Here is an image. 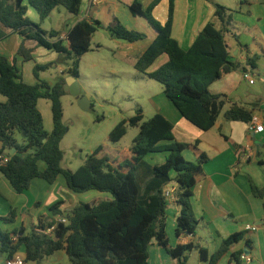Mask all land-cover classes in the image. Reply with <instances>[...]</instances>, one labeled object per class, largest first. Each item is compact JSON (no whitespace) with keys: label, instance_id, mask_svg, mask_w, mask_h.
<instances>
[{"label":"trees","instance_id":"obj_1","mask_svg":"<svg viewBox=\"0 0 264 264\" xmlns=\"http://www.w3.org/2000/svg\"><path fill=\"white\" fill-rule=\"evenodd\" d=\"M161 1L153 0L144 8L136 0L129 7L134 16L143 17L156 32L152 44L138 58L135 69L163 85V94L184 119L202 131H209L214 128L225 106V96L212 94L210 86L235 70L242 69L244 73L256 70L259 58L264 57V50L261 56L248 55L245 64L232 60L226 38L234 33L230 28L234 11L221 4L215 5L213 21L204 27L188 50H183L172 37L175 0H170L168 19L163 24L153 15ZM82 3L83 0H0V40L9 33L19 35L23 42L18 56L25 63L35 61L34 51L38 47L63 55L73 61L68 75L76 79L81 58L91 50L93 36L103 24L98 20L78 22L68 34L69 47L60 38V32L45 31L41 24L58 7L78 16ZM30 7L39 15V22L27 17ZM106 29L115 39L128 43L147 39V34L129 29L119 19ZM234 38L241 47L236 35ZM28 42L36 46L28 47ZM245 49L249 52L248 47ZM164 55L167 62L151 71ZM52 65L36 64L34 75L38 81L31 85L24 81L16 60L11 61L0 54V96L6 99L0 102V174L19 194L27 191L36 178L53 183L63 176L74 193L97 191L110 198L79 203L70 212H63L62 203H57L51 208L53 217L42 218L28 234L23 228L13 232L0 229V253L7 255V260L14 259L24 247V263L42 264L58 251L66 250L71 264H150L149 249L156 241L176 264H187L189 254L194 251L199 252L203 262L219 264L235 244L245 240L246 233H235L225 239L211 256L206 249L192 243L170 245L166 232L169 204L166 191L176 188L175 200L180 207L176 236H194L199 220L193 211V190L197 177L203 173L206 157L202 156L197 162L188 161L184 151L197 148L198 142H179L173 133V123L160 113L143 121V112L138 109L135 117L116 125L109 136L113 144L125 137L127 126L139 128L127 152L111 158L102 155L103 147H99L78 170L64 169L61 143L69 132L63 122L62 98L67 94L64 90L66 80L61 78L50 86L39 79V72ZM40 100L51 103V133L45 129L38 107ZM224 116L227 121H252L249 112L237 107H232ZM17 133L22 135V144ZM14 149L17 152L11 156ZM158 154L165 156L163 164L152 165L146 160ZM6 156L8 161L2 163ZM40 163L45 164V169L40 168ZM251 185L253 195L263 198L264 188L257 187L252 180ZM59 216L66 217L67 222L58 223L55 217ZM16 218L17 211L13 208L7 216L0 217V221L10 225ZM55 225V230L48 233ZM242 255L241 252L233 254V261L241 264Z\"/></svg>","mask_w":264,"mask_h":264},{"label":"crops","instance_id":"obj_2","mask_svg":"<svg viewBox=\"0 0 264 264\" xmlns=\"http://www.w3.org/2000/svg\"><path fill=\"white\" fill-rule=\"evenodd\" d=\"M134 1L136 0H100L98 5H94L93 0H83L80 14L70 19L71 23L66 33H62L60 38L69 47L68 34L78 22L98 20L103 26H108L115 19H119L129 29L147 34L146 40L128 43L129 49L136 53L138 60L152 44L156 32L143 17L138 18L130 12L129 7ZM152 1L141 0L140 3L147 8ZM169 2L170 0H162L158 6L159 12L154 13L155 18L162 24L168 19ZM216 4L234 11V22L230 27L234 33L228 34L226 38L232 60L245 64L248 55L261 56L264 50V0H232V3H228V0L222 3H219V0H175L172 37L179 46L183 50H188L193 45L204 27L213 21ZM31 19L39 22V15L33 14ZM235 35L241 47L236 42ZM22 42L23 39L19 35L9 33L8 37L0 40V54L11 61L16 60L24 79L23 69L25 64L30 62L25 63L18 56ZM245 47H248L249 52ZM34 56L37 63V53H34ZM166 62L165 55L160 57L151 71ZM257 65L256 70L249 72L255 80L254 84L245 79L242 69H238L224 75L210 86L209 90L212 94L225 96V106L214 128L209 131H202L184 119L166 97L168 102L163 101L162 107L157 106V113L173 123V133L179 142L188 144L198 142L197 148L190 147L184 151V157L191 162H197L202 156L206 157L203 173L197 177L193 190L192 206L195 217L199 220L196 234L192 237L176 236L180 207L176 200H172L169 201L166 210V232L169 243L172 247L192 243L206 249L211 256L231 235L246 233L245 240L235 244L219 264H236L232 256L240 252L251 259L248 262L241 257V264H264V196L255 197L251 185L252 180L257 187L264 188V130L261 133L249 132V123L227 121L224 116L232 107L242 108L251 114L252 120L264 126V57L259 58ZM5 101L6 99L1 96L0 102ZM38 107L43 115L45 129L51 133L53 130L51 103L48 100H40ZM128 150L116 145L112 153L104 149L102 155L115 158ZM146 160L152 165H160L165 162V156L151 155ZM40 168L45 169V164L40 163ZM107 198H110L108 194L97 191L74 193L63 176H59L53 183L36 178L27 191L19 194L0 174V217L7 216L13 208L17 211L16 221L10 225L0 221V229L13 232L23 228L28 234L39 225L42 218L53 217L51 208L57 203H62L63 212H70L79 203H91ZM57 218L55 217L56 220ZM249 227H255L257 230L253 231ZM149 253L150 264H176V261L156 241L152 242ZM0 256V263L6 264L7 255L0 253ZM25 256V248L21 247L15 257L24 260ZM191 259L198 264H208L201 260L198 251L189 254L187 264ZM42 264H71V262L66 250H61L46 258Z\"/></svg>","mask_w":264,"mask_h":264},{"label":"rangeland","instance_id":"obj_3","mask_svg":"<svg viewBox=\"0 0 264 264\" xmlns=\"http://www.w3.org/2000/svg\"><path fill=\"white\" fill-rule=\"evenodd\" d=\"M222 2L224 0H219V3ZM228 3H232V0H228ZM158 6L153 15L159 12ZM33 14L36 16L37 13L30 7L27 17L31 21ZM74 17L76 16L65 8L58 7L41 24V28L48 32L58 31L64 34L71 23L70 19ZM27 45L32 48L36 46L31 42ZM34 53L38 55L37 63H27L23 69L27 83H37L34 75L35 65L46 62L53 65L39 72L41 81L50 86H54L61 78L67 81L70 77L68 69L73 65L72 60L57 53L55 55L52 51H44L42 47L36 48ZM135 61L136 53L129 49L128 42L112 37L106 26L93 36L91 50L81 58L79 76L75 79L81 89L80 97L88 98L90 110H82L78 100L70 92L62 98L63 122L69 128L61 143L64 169L78 170L86 158L99 147L110 153L116 145L122 149H130L139 133L138 127L127 126V134L117 144L109 140L111 131L120 122L135 117L138 109L143 112V121L153 118L157 114V106L162 107L163 101L168 102L163 94V85L141 75L135 69ZM16 137L22 142L21 134L17 133ZM188 264L198 262L195 263L191 259Z\"/></svg>","mask_w":264,"mask_h":264},{"label":"built area","instance_id":"obj_4","mask_svg":"<svg viewBox=\"0 0 264 264\" xmlns=\"http://www.w3.org/2000/svg\"><path fill=\"white\" fill-rule=\"evenodd\" d=\"M99 3H100V0H93V4L94 5H98ZM244 77H245V79L247 81H249V83L254 84L255 80H254L253 76L250 73H245ZM263 130H264L263 124H260L256 120H252L248 124V131L249 132L261 133V132H263ZM8 159H9V157H7V156L6 157H3L2 163L7 162ZM175 193H176V188L175 187H171V188H169L166 191V194L165 195H166V198H167L168 202L169 201H172V200H175ZM57 222L58 223H66L67 222V219H66V217L59 216L57 218ZM55 228H56V225L53 226V227H51L48 230V233L53 232L55 230ZM249 229H252L253 231L257 230L255 227H253V228L249 227ZM13 239L14 240H17V237H14ZM242 259L245 260V261H248V262L251 260L250 257L249 256H246V255H243L242 256ZM6 264H24V260L21 259V258L15 257L12 260H7Z\"/></svg>","mask_w":264,"mask_h":264},{"label":"water","instance_id":"obj_5","mask_svg":"<svg viewBox=\"0 0 264 264\" xmlns=\"http://www.w3.org/2000/svg\"><path fill=\"white\" fill-rule=\"evenodd\" d=\"M64 90L66 92H70L77 100L79 107L84 111H89V101L87 97H80L81 95V89L79 88L78 84L76 83V80L74 77H69L66 81V84L64 86ZM17 150L14 149L11 151V156H14L16 154ZM1 257V256H0ZM2 264V263H0Z\"/></svg>","mask_w":264,"mask_h":264}]
</instances>
